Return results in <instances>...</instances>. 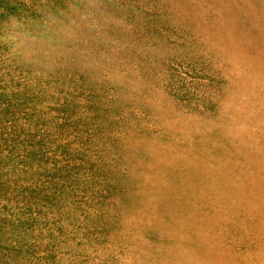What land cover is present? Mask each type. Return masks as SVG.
Wrapping results in <instances>:
<instances>
[{
  "label": "rangeland",
  "instance_id": "obj_1",
  "mask_svg": "<svg viewBox=\"0 0 264 264\" xmlns=\"http://www.w3.org/2000/svg\"><path fill=\"white\" fill-rule=\"evenodd\" d=\"M0 0V264H264V0Z\"/></svg>",
  "mask_w": 264,
  "mask_h": 264
},
{
  "label": "trees",
  "instance_id": "obj_2",
  "mask_svg": "<svg viewBox=\"0 0 264 264\" xmlns=\"http://www.w3.org/2000/svg\"><path fill=\"white\" fill-rule=\"evenodd\" d=\"M3 2H5V3H7V4L9 5V3H8V1H7V0H3Z\"/></svg>",
  "mask_w": 264,
  "mask_h": 264
}]
</instances>
